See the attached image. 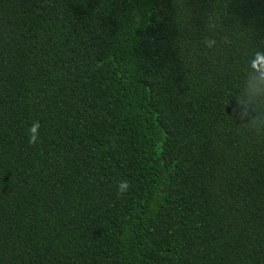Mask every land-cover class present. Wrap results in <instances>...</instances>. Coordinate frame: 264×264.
<instances>
[{
  "label": "trees",
  "instance_id": "1",
  "mask_svg": "<svg viewBox=\"0 0 264 264\" xmlns=\"http://www.w3.org/2000/svg\"><path fill=\"white\" fill-rule=\"evenodd\" d=\"M256 52L264 0H0V264H264Z\"/></svg>",
  "mask_w": 264,
  "mask_h": 264
},
{
  "label": "clouds",
  "instance_id": "2",
  "mask_svg": "<svg viewBox=\"0 0 264 264\" xmlns=\"http://www.w3.org/2000/svg\"><path fill=\"white\" fill-rule=\"evenodd\" d=\"M207 47H213L216 43L214 39H207L205 41ZM255 60L252 61L253 67L258 68L259 70H264V54L256 52ZM235 111V109H233ZM241 117V121L248 124L250 127H255L257 117H252L247 112L246 109L241 108L240 112L237 113ZM235 118V117H234ZM39 121H33L32 124L28 128V136H29V144H36L39 140ZM129 188V184L127 181H121L118 185V192L123 193Z\"/></svg>",
  "mask_w": 264,
  "mask_h": 264
}]
</instances>
